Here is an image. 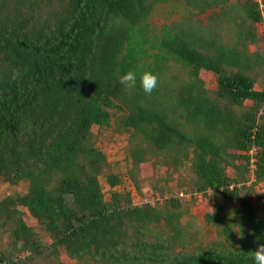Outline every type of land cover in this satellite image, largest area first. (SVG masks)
I'll return each instance as SVG.
<instances>
[{"label": "trees", "instance_id": "1", "mask_svg": "<svg viewBox=\"0 0 264 264\" xmlns=\"http://www.w3.org/2000/svg\"><path fill=\"white\" fill-rule=\"evenodd\" d=\"M161 1L0 0V178L27 182L0 200L8 235L0 264H29L58 248L82 264H254L253 251L264 244V85L255 87L252 71L264 58L247 46L256 41L253 23H264V0L238 7L240 21L223 13L234 21L228 43L177 23L154 31L148 16ZM224 3L186 0L198 11ZM128 71L136 73L134 88L119 83ZM144 71L158 77L151 95L140 86ZM111 110L133 144L132 164L145 144L174 157L191 147L189 201L199 193L204 202L211 247L185 248L180 196L131 203L112 191L104 198L98 176L109 188L120 178L104 172L90 128L108 126ZM161 220L168 231H151Z\"/></svg>", "mask_w": 264, "mask_h": 264}, {"label": "rangeland", "instance_id": "2", "mask_svg": "<svg viewBox=\"0 0 264 264\" xmlns=\"http://www.w3.org/2000/svg\"><path fill=\"white\" fill-rule=\"evenodd\" d=\"M248 0H225L224 7H214L198 11L197 8L191 4H186V0H163L155 3L148 22L154 31H158L159 27L163 25L172 26L175 23L182 24L186 29L195 30L202 34L210 32V36L218 38L223 43H228L231 40L230 30L233 22L229 18H225L223 13L228 16L236 14V20L243 19V14L240 13L238 7H245ZM254 1V0H253ZM256 1V0H255ZM260 1V0H259ZM222 8V9H221ZM246 20L248 24L249 20ZM189 25V26H188ZM253 29L256 34V41L247 46L248 51L257 52L264 58V45L262 37L264 35V23L254 22ZM255 77V87L264 85V65L262 68L257 67L252 71ZM208 87H214V76L210 72L207 74ZM111 119L109 125L106 127L91 126V137L93 145L104 154L105 166L104 172L117 173L120 181L116 185L109 188L104 175H99V185L103 196L108 199L110 192L115 191L120 194L127 193L131 203L149 202L153 203V199H158V203L163 198L169 196H180L182 204L178 209L180 215L178 217L179 231L183 241L188 244L186 249H191L194 246H201L203 248L211 247L215 238L214 228L203 221L204 202L200 200L199 193L196 194L197 200L193 203L189 201L191 196V184L195 176L191 160V147L185 149L186 154H177L174 157L173 152H158L152 150L148 144L142 146L144 148L142 159L138 164H132L129 156V149L133 144L128 143V133L121 130L118 125L119 112L111 110ZM175 153V152H174ZM186 157V158H185ZM173 158L177 161L174 163ZM249 184L247 180L246 183ZM264 185V183H262ZM27 182L20 180L16 183H9L0 178V200L13 197L15 194L25 191ZM254 191L246 193L245 198L250 202L256 200L257 188L254 186ZM211 193V189L207 190ZM153 194L155 196H153ZM213 194V191H212ZM216 197V196H215ZM214 200L217 199V197ZM161 200V201H160ZM158 205L157 207H159ZM26 223L32 226L36 232L37 237L43 242H49V236L41 230L36 220L32 217L26 219ZM153 232L165 231L167 232L166 224L160 221L157 224L152 223L149 227ZM8 240L7 233L0 230V247L8 250L6 243ZM176 249H181V246L176 245ZM11 250V249H9ZM28 251L17 253L18 256L26 255ZM58 263V261H66L65 264H82L81 262L65 259L64 252L58 248L56 255L44 252L41 255L34 256L29 264H51V261Z\"/></svg>", "mask_w": 264, "mask_h": 264}, {"label": "clouds", "instance_id": "3", "mask_svg": "<svg viewBox=\"0 0 264 264\" xmlns=\"http://www.w3.org/2000/svg\"><path fill=\"white\" fill-rule=\"evenodd\" d=\"M140 86L144 93L151 95L153 90L157 87L158 77L150 71H144L140 75ZM119 83L127 88H134L137 83L136 73L133 71H128L119 77ZM211 190V194L212 195ZM254 264H264V244L260 245L257 250L253 251Z\"/></svg>", "mask_w": 264, "mask_h": 264}, {"label": "built area", "instance_id": "4", "mask_svg": "<svg viewBox=\"0 0 264 264\" xmlns=\"http://www.w3.org/2000/svg\"><path fill=\"white\" fill-rule=\"evenodd\" d=\"M258 2H259V0H257ZM259 6L261 7V4H259ZM249 154H250V162H251V164H250V169H249V181H251V180H253V174H252V170H253V168H254V165H253V161H254V158L252 157V152H253V149H250V150H248L247 151Z\"/></svg>", "mask_w": 264, "mask_h": 264}, {"label": "crops", "instance_id": "5", "mask_svg": "<svg viewBox=\"0 0 264 264\" xmlns=\"http://www.w3.org/2000/svg\"><path fill=\"white\" fill-rule=\"evenodd\" d=\"M212 9V8H211Z\"/></svg>", "mask_w": 264, "mask_h": 264}]
</instances>
